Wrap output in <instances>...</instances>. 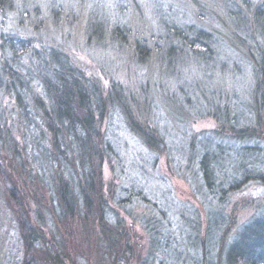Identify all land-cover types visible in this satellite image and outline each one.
Wrapping results in <instances>:
<instances>
[{"label":"trees","instance_id":"trees-1","mask_svg":"<svg viewBox=\"0 0 264 264\" xmlns=\"http://www.w3.org/2000/svg\"><path fill=\"white\" fill-rule=\"evenodd\" d=\"M30 5L28 0H0L1 18L12 17L16 27L7 29L3 21L0 23V93L13 102L24 127L35 133L32 146L29 133L23 132L26 143L21 149L7 138L11 156L0 154V190L16 225L19 264H76L66 237L60 233L64 225V235L72 238L77 232L68 227L72 222L81 228L82 246H87L80 249L83 256L93 249L110 264H162L173 241L170 220L162 207L147 215H133V205L146 204V196L131 187L119 193L113 181L104 180V164L113 168L112 162L118 159L106 136L105 121L118 112L129 131L159 154L168 152L167 143L154 127L136 118L119 83L103 84L87 74L68 52L38 39L45 20L56 21L58 13L49 6L48 16L38 18L36 8ZM252 19L264 34L263 3L253 10ZM22 27H30L32 34L25 35ZM109 27L95 14L89 16L87 42L101 40L105 30L112 42L123 45L129 41L126 26ZM166 31L159 39L162 44L156 45L163 65L176 63V56L186 48L197 58L211 59L210 35ZM130 46L139 63L146 62L153 51L145 38L135 39ZM249 56L254 73L253 124L242 125L230 105L222 107L214 102L207 108L198 107L196 114L211 116L216 127L190 140L180 170L184 178L196 176L199 186L219 207L248 183L264 184V53L258 50V57ZM26 151L32 158L25 161L22 152ZM226 159L229 162L224 166ZM257 209L240 224L234 210L225 213L220 207L214 215L205 211L203 234L198 230L202 222L196 216L197 221L187 226L196 249L199 243L203 246L201 263L264 264V204ZM133 221H139L148 236L146 254L133 245L141 237L135 233ZM216 235L220 236L214 241Z\"/></svg>","mask_w":264,"mask_h":264},{"label":"rangeland","instance_id":"rangeland-1","mask_svg":"<svg viewBox=\"0 0 264 264\" xmlns=\"http://www.w3.org/2000/svg\"><path fill=\"white\" fill-rule=\"evenodd\" d=\"M262 3L264 6V0H28V5L36 8L38 18L48 16L49 6L58 13L56 21L45 20L38 31V39L68 52L87 74L101 79L103 84L119 83L128 94L136 118L154 127L167 143L168 152L159 154L149 150L129 131L118 112L105 121L106 136L118 159L112 162L113 168L111 164H104V180L113 181L119 193L131 187L146 196V204L133 205V215H147L162 207L170 220L173 241L162 264H202L200 251L203 246L199 243L197 250L190 236V223L197 221L196 216L202 222L198 230L203 234L205 211L214 215L220 207L225 213L234 210L237 224H240L257 212L258 205L264 204V184L250 182L219 207L199 186L196 176L184 178L180 172L190 140L216 127L211 116L196 114L198 107L214 102L222 107L230 105L242 125L253 124L254 73L249 55L258 57V50L264 53V34L254 26L252 14ZM33 10H29L31 15ZM93 14L105 26H126L129 31L123 32L129 41L123 45L112 42L105 30L106 35L101 40L95 38L88 43L85 26ZM2 21L7 29L16 28L12 17L0 16V23ZM22 29L25 35L32 34L30 27ZM170 29L189 36L195 32L210 35L211 59L197 58L186 48L183 53L179 51L176 63L170 67L163 65L158 60L156 45L162 44L160 37ZM144 38L153 51L146 62L139 63L133 58L130 42ZM0 114L4 119H0L4 139L0 141L2 156H11L7 138L21 149L26 143L23 132L29 133L33 146L35 133L24 127L13 102L1 93ZM22 155L25 161L32 158L28 151ZM228 162L226 159L222 164L227 166ZM5 205L0 190V264H19L21 251L16 225ZM44 214L47 212L43 211ZM133 223L135 233L141 236L133 245L146 254L150 243L148 236L139 221ZM71 226L77 231L72 238L64 235V225L60 226V233L66 237L65 244L76 264H110L93 249L83 256L80 249H87V246H82L81 228L75 222L68 224ZM219 236L216 235L214 241ZM212 244L208 241L209 247ZM68 264L72 263L68 261ZM129 264L136 263L130 261Z\"/></svg>","mask_w":264,"mask_h":264}]
</instances>
